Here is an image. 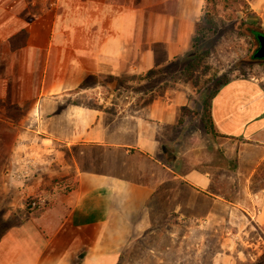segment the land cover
Returning a JSON list of instances; mask_svg holds the SVG:
<instances>
[{"label":"crops","instance_id":"obj_1","mask_svg":"<svg viewBox=\"0 0 264 264\" xmlns=\"http://www.w3.org/2000/svg\"><path fill=\"white\" fill-rule=\"evenodd\" d=\"M204 4L0 0V126L20 137L2 178V219L16 218L0 228V264H114L156 191L155 168L209 193L207 172L171 169L185 134L184 90H132L191 50ZM209 113L220 136L255 145L264 159L263 82L230 79ZM250 176L246 212L264 226V188L252 193ZM29 196L46 203L25 210Z\"/></svg>","mask_w":264,"mask_h":264},{"label":"rangeland","instance_id":"obj_2","mask_svg":"<svg viewBox=\"0 0 264 264\" xmlns=\"http://www.w3.org/2000/svg\"><path fill=\"white\" fill-rule=\"evenodd\" d=\"M203 14L205 18L198 23L201 31L196 34L201 52L196 67L185 69L192 61L185 55L176 64L145 75L149 79L146 85L132 90L140 96L149 91L156 95L164 89L184 90L187 106L182 109L180 126L185 134L180 135L171 169L207 172L211 181L205 191L217 195L218 201L210 199L209 193L179 183L161 167L155 168V177L160 178L156 191L146 201L137 230L114 264H264V226L255 224L254 215L246 212V178L251 174L248 188L252 193L264 188L261 151L253 144H233L210 133L203 115L209 91L219 78L252 77L264 85V61L251 58L257 45L246 30V23L264 30V6L252 7L247 0H205ZM0 129L3 228L16 218L2 219L10 201L2 178L11 169L12 160L15 164L11 148L20 137L3 125ZM151 165L145 161L143 169L149 170ZM24 201L21 206L32 210L24 207Z\"/></svg>","mask_w":264,"mask_h":264},{"label":"trees","instance_id":"obj_3","mask_svg":"<svg viewBox=\"0 0 264 264\" xmlns=\"http://www.w3.org/2000/svg\"><path fill=\"white\" fill-rule=\"evenodd\" d=\"M207 1V0H206ZM224 2H230V0H223ZM237 2L239 0H232V2ZM244 1V0H243ZM204 14H202L201 17V21H203V19L205 18V16H203ZM242 24H245V22H243ZM246 30L250 33V35L252 36L254 42L256 43V48L253 50V53L251 54V58L256 59V60H260V61H264V59L258 58L255 54L257 51V47L259 44V40L258 37L260 35H264V30L261 29V27L259 25H252V24H247L246 23ZM201 31L198 27V24L196 26V30L195 33L192 37V43H191V50L186 54L187 57L192 58V61L189 62L185 69H194L197 65V63L195 62V59L200 58L201 52L199 51V49H197V45H198V38L196 36V34ZM230 79L232 78H219L217 79L214 84L213 87L210 89L208 97L206 98L205 101V108H204V120H205V125H206V129L214 134V135H220L214 128L213 122L211 120L210 117V113H209V107H210V101L212 99V97L217 93V91L224 85L226 84Z\"/></svg>","mask_w":264,"mask_h":264},{"label":"built area","instance_id":"obj_4","mask_svg":"<svg viewBox=\"0 0 264 264\" xmlns=\"http://www.w3.org/2000/svg\"><path fill=\"white\" fill-rule=\"evenodd\" d=\"M46 200L40 196H29L23 202L24 207H29L30 209L41 208L45 205Z\"/></svg>","mask_w":264,"mask_h":264},{"label":"water","instance_id":"obj_5","mask_svg":"<svg viewBox=\"0 0 264 264\" xmlns=\"http://www.w3.org/2000/svg\"><path fill=\"white\" fill-rule=\"evenodd\" d=\"M258 40H259V47H258L255 55L258 58L264 59V35H260L258 37Z\"/></svg>","mask_w":264,"mask_h":264},{"label":"flooded vegetation","instance_id":"obj_6","mask_svg":"<svg viewBox=\"0 0 264 264\" xmlns=\"http://www.w3.org/2000/svg\"><path fill=\"white\" fill-rule=\"evenodd\" d=\"M258 46H259V44H258ZM258 48V47H257Z\"/></svg>","mask_w":264,"mask_h":264}]
</instances>
